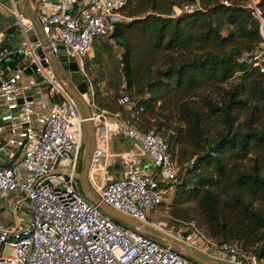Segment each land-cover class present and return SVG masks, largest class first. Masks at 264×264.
Wrapping results in <instances>:
<instances>
[{
	"label": "built area",
	"instance_id": "obj_1",
	"mask_svg": "<svg viewBox=\"0 0 264 264\" xmlns=\"http://www.w3.org/2000/svg\"><path fill=\"white\" fill-rule=\"evenodd\" d=\"M84 2L76 15L69 16L73 10L71 0H61L58 5L36 0L45 46L34 22L18 3L0 0V12L15 18L27 42L24 52L31 59L23 70H13L0 86V108L7 112L3 120L9 124L0 127V133L8 131L3 149L22 150L17 163L0 167V219L4 215L2 219H9L0 220V264H202L187 252L214 264H264L238 242L219 244L198 232H194L199 236L197 240L191 233L176 237L163 224L151 220L173 193L172 187L161 188L160 184L176 181L179 173L165 140L137 130L119 112L101 109L89 92L82 95L90 109V118H85L60 83L52 62L64 47L84 74V60L93 54L97 40L111 37L117 24L130 21L124 14L129 0ZM196 7L178 9L175 15L192 12ZM6 30H0V67L11 54L1 51ZM32 33L37 41L30 39ZM255 58L264 72V50ZM31 66L33 73L25 74ZM26 75L28 82L23 86ZM119 103L131 109L128 97ZM88 121L94 134L88 174L91 193L101 204L142 223L145 229L117 224L83 195L78 178L79 164L85 158L84 126ZM116 134L133 141L155 171H145L139 155L129 151L121 155L122 171L112 179L111 142ZM9 202L15 209L5 212ZM153 231L166 234L183 250L158 238Z\"/></svg>",
	"mask_w": 264,
	"mask_h": 264
},
{
	"label": "trees",
	"instance_id": "obj_2",
	"mask_svg": "<svg viewBox=\"0 0 264 264\" xmlns=\"http://www.w3.org/2000/svg\"><path fill=\"white\" fill-rule=\"evenodd\" d=\"M124 14L86 58L89 95L165 140L180 169L160 184L174 215L197 211L208 237L264 260V0H129ZM92 66L109 75L103 89Z\"/></svg>",
	"mask_w": 264,
	"mask_h": 264
},
{
	"label": "water",
	"instance_id": "obj_3",
	"mask_svg": "<svg viewBox=\"0 0 264 264\" xmlns=\"http://www.w3.org/2000/svg\"><path fill=\"white\" fill-rule=\"evenodd\" d=\"M56 1H57L56 5H58L61 0H56ZM71 1L73 3V10L72 12H70L69 16H74L84 6L83 4H80L84 0H71ZM28 2L29 0H24L25 15L34 22L39 38L42 40L43 44L47 46V41L45 39L42 27L38 23L36 18L32 16V14L30 13ZM8 20L10 23V27L6 30V39L3 42L1 51H4L6 53L11 52V54L6 57L3 66L0 67V86L10 77L11 72L13 70L17 68L23 70L24 67H26L31 62V59L24 52L25 48L27 47V42L24 40L22 34L17 29L15 25L16 22L15 18L9 17ZM30 39L32 41H37V38L33 33L31 34ZM52 62L56 70V73L58 75V79L60 83L63 85L65 90L71 95V97L77 102L81 111L83 112L84 117L87 119L90 118V109L82 98V95H85L89 92V88H88L89 84L87 80L83 77V74L81 73L77 60L73 57H68L65 48L60 47L59 54L56 57L52 58ZM33 71H34V67L31 66L27 71H25V74L31 75ZM62 72H65L68 75V78L66 80L62 76ZM20 103H23V101L21 100ZM86 126H87V132H86V144H85V160L84 162H81L79 164V172L81 175L78 178V180L81 183L83 195L87 199H89V201L97 204L104 213L110 215L115 220L123 222L126 225L136 229H145V226L142 223L130 217L124 216L116 212L112 208L101 204L97 200V198H95L91 193L90 188L88 186V174L91 163V156L93 152L94 134H93V126L91 122L88 121L86 123ZM5 145H6V141L2 140L0 144V148H3ZM153 233L158 238L174 246V248H176L177 250H181V251L183 250L179 243L170 239L169 236H167L166 234L160 233L158 231H153ZM186 254L193 260H196L202 264H214L195 256L191 252H187Z\"/></svg>",
	"mask_w": 264,
	"mask_h": 264
},
{
	"label": "crops",
	"instance_id": "obj_4",
	"mask_svg": "<svg viewBox=\"0 0 264 264\" xmlns=\"http://www.w3.org/2000/svg\"><path fill=\"white\" fill-rule=\"evenodd\" d=\"M9 0H4V2H8ZM18 5L19 8L21 10L24 11V0H15ZM51 5H56V0H50ZM72 2V1H71ZM35 4H36V0H29L28 2V6H29V10L30 13L32 14V16H34L37 19V15H36V10H35ZM80 4H85V2H81ZM72 7H73V3H72ZM0 15L2 17L6 18V25L4 28H0V30H4V29H8L10 27V23H9V15L5 13V11L0 12ZM263 50H264V45H263ZM95 55V50L93 52V54H91L88 58H93ZM85 62V72L83 75L88 76V72L89 70L87 69V65H86V59L84 60ZM96 68H98L97 66H92L91 67V72H92V76L93 77H100V86L101 89H103L109 79V75L106 74V72L103 74H97V70ZM68 78V77H67ZM28 82V76H24L23 80H22V85L26 86ZM27 93L30 94V92L27 90ZM32 95V94H31ZM29 95V96H31ZM83 114V112H82ZM7 115L6 111H3L2 108H0V127H8V123L5 122L3 120V118ZM84 131H85V143H86V132H87V126L85 124L84 126ZM8 135V131L7 129H4V131L2 133H0V144L2 140H5L6 137ZM129 151H134L139 155V158L141 160V164L143 165L145 171L153 173L155 171L154 166L152 165V162L150 161V159L146 156H143L141 154L140 148L138 146L135 145V143L131 140L125 139L123 138L120 134H116L114 135L112 142H111V154L114 156L112 159L113 164L111 165L109 172L111 174L112 179L113 178H117L121 171H122V160H121V155L124 154L125 152H129ZM22 157V151L20 149H9V150H4L3 148H0V167H6V166H10L13 165L15 163H17ZM85 160V158H84ZM2 202V200H0V203ZM5 212H11L13 211L14 206L12 205V207L10 206V202L5 206ZM2 218H6V216H2Z\"/></svg>",
	"mask_w": 264,
	"mask_h": 264
},
{
	"label": "rangeland",
	"instance_id": "obj_5",
	"mask_svg": "<svg viewBox=\"0 0 264 264\" xmlns=\"http://www.w3.org/2000/svg\"><path fill=\"white\" fill-rule=\"evenodd\" d=\"M6 25V18L2 17L0 15V28H4ZM105 41H108L109 38H103ZM100 43V41H99ZM98 43V44H99ZM113 44L112 42H110ZM263 50V49H262ZM120 54V50L118 48H115V56H118ZM117 59V57H116ZM107 66L109 65L108 63ZM117 62H115V58L110 63V67H116ZM107 68V67H106ZM97 74H100L102 71L99 68H96ZM63 78L66 80L68 75L65 72H62ZM101 88V87H100ZM86 144V143H85ZM180 170V169H179ZM173 198V193L168 195L167 202L162 205L157 213L152 217L153 222L161 223L163 224L168 231H170L174 236L178 237L180 234H183L185 236H189V234H192V238L199 239V236L194 235V232L201 233L204 236H207L206 228L202 226L198 212L191 210V211H183L179 215L184 216L183 219L179 218V215L176 216L172 213L171 208L169 205L171 204ZM186 209V206L184 207V210ZM19 214H22V210L19 211ZM14 215V214H13ZM194 219V220H193ZM1 221H9V219H0ZM194 224V225H193ZM208 237V236H207ZM211 238V237H210ZM237 242V241H235Z\"/></svg>",
	"mask_w": 264,
	"mask_h": 264
}]
</instances>
